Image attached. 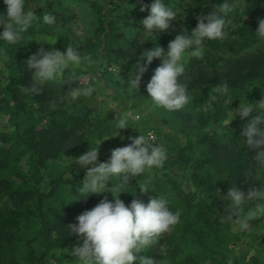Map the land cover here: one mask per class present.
<instances>
[{"label": "trees", "instance_id": "obj_1", "mask_svg": "<svg viewBox=\"0 0 264 264\" xmlns=\"http://www.w3.org/2000/svg\"><path fill=\"white\" fill-rule=\"evenodd\" d=\"M55 1L62 0H46L39 10L33 11L38 18L16 45L0 41V47L7 54V59L1 62L9 71L7 80L10 81L0 87V114H8L12 127L0 129V264H79L71 254L72 248L64 250L68 243L82 244V240L69 231V225L77 223L76 217L92 209L103 197L113 199L107 190L79 198L82 179H78L85 176L86 170L77 173L74 181L67 177V174H73V165L60 162L65 157H78L88 147H96L104 135L113 133L109 113L102 114L89 108L84 100L91 95L81 94L73 99L70 95L73 81L40 85L43 91L38 94L29 90L33 80L26 57L37 48L33 37L37 24L42 22V12ZM121 2H115L113 9L102 11L97 18V27L85 37L80 47L86 58L90 54L97 62L100 61L99 51L105 56L115 54L117 60L118 57L122 59L125 72L133 75L138 60L144 63L142 54L146 49L155 43L165 47L179 34L164 31L146 43L141 51L112 47L109 52H104L106 37L123 35L120 24L137 28L149 14L148 9L140 11L141 0H131L132 6ZM151 2L143 0L145 5ZM220 2L222 0H189L185 3L190 15L183 30L190 34L197 18L207 15ZM165 3L176 10L174 0H165ZM118 7L123 13L119 17ZM0 12H6L4 0H0ZM261 18H264V0H238V6L229 16L228 36L223 40L206 41L203 57L193 56L185 66L180 81L188 88L190 103L161 121L176 131L175 134L162 133L160 139L175 157L185 161L192 186L184 188L168 171L161 177L144 172L133 177L130 184L121 185V188H131L119 194L126 205L133 199L147 203L150 198L161 195L169 200L173 211L181 212L178 224L164 233L156 244L137 255L151 256L157 264H264L260 254L239 255L230 249V243L237 238L232 231L234 220L229 219L225 211L226 201L220 199V195H226L233 186L245 192L253 187L264 188V168L254 161L256 150L242 144L240 129L232 130L227 142L212 140L208 131L200 139L195 138L207 127L231 118L230 113L232 117L236 115L222 102L214 103V111L202 110L211 100L217 84L227 82L232 89L234 99L229 105L232 110L245 96L251 103L264 99V93L262 96L260 91L250 88L253 85L264 88V41L257 40L253 33ZM177 23L176 16L173 24ZM0 31H3L2 27ZM46 32L54 34L49 28ZM57 38L62 45L70 40L66 33L57 34ZM95 42L100 49H93ZM157 59L154 58L146 71L148 81L159 66ZM68 77L69 73H65V79ZM137 96L142 101L149 98L146 84H139ZM257 115L258 111L254 109L250 118ZM233 120L249 122L239 116ZM260 127L264 128V125ZM178 134L189 137L185 145L179 143ZM196 145H202L203 152L189 162L185 152ZM24 152L30 153L29 170L26 171L20 166L17 155ZM98 158L99 162H106L101 154ZM45 177L50 186L47 191L39 187ZM109 183L120 185V178L113 177ZM145 183L151 190L141 193L138 188ZM260 203L250 202L244 211Z\"/></svg>", "mask_w": 264, "mask_h": 264}, {"label": "clouds", "instance_id": "obj_2", "mask_svg": "<svg viewBox=\"0 0 264 264\" xmlns=\"http://www.w3.org/2000/svg\"><path fill=\"white\" fill-rule=\"evenodd\" d=\"M4 4L6 12H0V27L3 28V31H0V41L7 45H16L38 17L32 10L34 6H27V0H4ZM237 6L238 0H222L207 15L197 18V24L190 34L185 29L176 35L168 43L167 50L157 43L146 49L142 54L144 63L141 64V60H138L135 65V77L131 79L133 87L138 89L149 65L154 58H158L161 63L153 70L146 84L149 94L147 100L155 107L168 112L184 109L191 101L187 86L180 81L185 72L186 54L190 52L194 57H203L206 41L225 39L231 23L229 16ZM146 9L149 14L140 21L145 37L141 42L169 29L177 16V11L166 4L165 0H152L150 5H145L141 0L140 11ZM42 20L48 25H55L57 22L56 16L51 12L44 13ZM253 33L257 40L264 41V18L259 19L258 27ZM41 41L50 45L55 43L47 38H42ZM85 58L75 46L68 45L63 52L39 48L26 61L27 69L32 71L33 80L29 90L38 94L43 91L40 85L49 82H58L61 85L76 81L75 78L65 79V70L79 66ZM6 59V51L0 47V61ZM9 82H0V87ZM93 91L92 87H71L70 95L72 98L81 94L90 96ZM233 99L232 89L227 82L217 84L213 88L211 100L202 110L214 111V103L222 102L230 112L234 111L236 115L223 122L224 128L236 116L242 120L248 119L249 122L241 129L243 139L240 141L250 149L256 150L254 161L260 168H264V128L260 127L264 125V99L251 103L245 96L239 99V106L232 110L229 105ZM115 107L113 105V108ZM254 109L259 115L250 118ZM113 123L116 127L115 135L118 129L129 127L124 117L114 119ZM130 139V144L112 149L106 162H98V145L103 139L96 147H88L87 151L75 159L80 168L86 169L79 188V198L102 194L106 190L113 197L112 200L107 196L103 197L92 209L78 215L77 223L69 225V231L82 240V244L74 246L71 250L79 264H133L136 261L138 264H157L153 257L137 254L156 244L164 233L180 222V210L173 211L169 200L164 196L156 195L147 203L133 199L128 205L119 198V194L125 192L121 185L130 184L133 177L140 176L146 170L162 168L168 159L167 149L163 145L155 144L151 133L139 134ZM113 177L120 178V185L109 183ZM138 189L141 193L151 190L147 183ZM220 199L226 201L224 207L229 219H233L243 228L248 227L252 218L264 215V188L253 187L245 192L233 186L228 189L226 195H220ZM253 201L261 203L257 204L255 210L240 216L239 214Z\"/></svg>", "mask_w": 264, "mask_h": 264}, {"label": "rangeland", "instance_id": "obj_3", "mask_svg": "<svg viewBox=\"0 0 264 264\" xmlns=\"http://www.w3.org/2000/svg\"><path fill=\"white\" fill-rule=\"evenodd\" d=\"M46 0H29L27 6L33 7V11L39 10L40 6L45 3ZM121 2L119 0H62L55 1L53 5L47 7L44 13L51 12L56 16L57 22L55 25H48L46 23L40 22L37 25L36 35L33 37L36 41L37 48L30 53L26 59H28L32 54L36 53L37 50L43 47L47 51L52 49L59 50L61 52L66 51L67 46H75L80 49L82 41L85 37L92 34L93 30L97 27V18L101 15L102 11L105 8L113 9L115 2ZM175 7L177 10L178 23L173 24L169 29L165 31H170L171 33L180 34L183 30V27L187 23L190 12L185 6L189 0H174ZM122 3V2H121ZM132 6L131 0H125L122 5ZM120 7H118V17L122 15ZM246 18V15L243 16ZM123 29V35L115 37L108 36L105 39V49H102L104 52H109L113 47L125 48L129 51L133 50H142L143 46L153 41L161 33L152 36L148 40L141 42L144 37L143 29L141 28V23L137 28L131 29L130 26H125L123 24L119 25ZM50 29L54 34H49L46 32V29ZM121 31V30H120ZM66 33L70 40L62 45L59 43L57 34ZM32 40V37H30ZM29 38V39H30ZM42 38H47L49 41H55L54 44H48L47 42L41 41ZM99 44L96 42L93 44V49H100ZM167 50V46L164 47ZM98 52V50H97ZM101 52H98L97 62L95 57H91L90 54L85 58L82 63L74 67L72 70L66 69L65 73H69V79L75 78L76 81H73L74 87L80 86L81 89L85 87H92L94 89L93 94L84 100L85 104L89 108L106 114L109 113V116L112 119L118 117H124L127 121V128L118 129L116 134V127L113 123L114 130L113 133L103 136V140L98 145V152L102 155V158L106 161L111 155V150L117 147H123L130 144L132 141L130 137H135L139 134L147 135L151 133L154 136V143L158 145H163L162 140L160 139V134L162 133H171L175 134L176 131L170 128L167 124H163L162 119L173 112H168L162 108H157L151 104L149 100L142 101L138 96V89L134 88L131 82V79H134L135 74H130L125 72L122 66V59L115 57V54L110 56L102 55ZM83 55V54H82ZM84 56V55H83ZM85 57V56H84ZM191 53H187L184 62L185 66L189 64L192 60ZM161 63L160 59H157V64ZM154 69V66L149 68L150 71ZM9 75L8 69L0 61V79L2 81L7 80ZM147 72L141 78L140 84H147ZM264 93V88L259 85H253L250 87ZM76 99V98H73ZM113 105L116 107L113 108ZM139 117V119H137ZM230 117H232L230 113ZM230 119V118H228ZM226 119V120H228ZM225 120L219 121L212 126L207 127L197 136L196 139L203 137L206 131L210 132L211 139L218 141L220 143L229 141L231 137V131L235 129H242L248 122H239L236 120H231L225 128L222 126ZM11 125L8 121V114H0V129L9 130ZM115 135V136H113ZM111 136V137H110ZM108 137V138H107ZM178 141L180 144L185 145L188 142L189 137L185 134H178ZM211 140V141H212ZM96 145V146H97ZM164 146V145H163ZM168 151V159L165 161L162 168H154L153 170H146V174L155 173L158 177H161L164 171H168L173 177H175L179 183L182 184L184 188H187L189 185L192 186L191 182V173L186 168L185 161H180L178 157H175V154H172L170 148L164 146ZM203 152L202 145H196L193 149L185 152L189 162L197 159ZM30 153L24 152L22 154L17 153L20 156L19 164L24 171L29 170L28 165L30 161ZM99 156V155H98ZM76 157H65L60 162L63 164L73 165L72 172L69 174L71 180H76V174L80 171L86 170L80 168L77 163H75ZM186 159V160H187ZM99 162V158H98ZM251 174V171L249 170ZM68 177V174H67ZM82 179V180H81ZM84 177L79 178L81 183ZM40 189L48 190V178L45 177L44 181L39 185ZM123 190H130V187H123ZM220 190L218 189L217 192ZM264 206V205H262ZM257 207V206H256ZM256 207H252L247 211L241 212L239 215L244 216L248 212L253 211ZM260 218V219H258ZM256 222V223H255ZM232 231L236 234V239L230 243V249L236 254H247V255H262L264 259V215H260L252 218L248 222V227L243 228L239 226L235 221L232 222ZM76 246L75 242L68 243L64 250H69Z\"/></svg>", "mask_w": 264, "mask_h": 264}]
</instances>
